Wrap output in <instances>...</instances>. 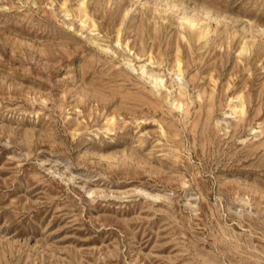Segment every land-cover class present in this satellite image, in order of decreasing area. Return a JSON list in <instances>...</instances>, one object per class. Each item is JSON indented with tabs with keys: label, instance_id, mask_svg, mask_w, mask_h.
I'll return each mask as SVG.
<instances>
[{
	"label": "rangeland",
	"instance_id": "obj_1",
	"mask_svg": "<svg viewBox=\"0 0 264 264\" xmlns=\"http://www.w3.org/2000/svg\"><path fill=\"white\" fill-rule=\"evenodd\" d=\"M0 264H264V0H0Z\"/></svg>",
	"mask_w": 264,
	"mask_h": 264
},
{
	"label": "bare ground",
	"instance_id": "obj_2",
	"mask_svg": "<svg viewBox=\"0 0 264 264\" xmlns=\"http://www.w3.org/2000/svg\"><path fill=\"white\" fill-rule=\"evenodd\" d=\"M149 75H151L153 78H154V80H157L159 77L157 76V75H155L154 73L152 74H149ZM162 78L160 77V80H161Z\"/></svg>",
	"mask_w": 264,
	"mask_h": 264
}]
</instances>
